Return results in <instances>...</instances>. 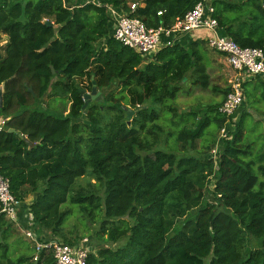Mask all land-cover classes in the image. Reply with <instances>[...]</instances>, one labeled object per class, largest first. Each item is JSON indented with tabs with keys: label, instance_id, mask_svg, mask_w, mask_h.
Segmentation results:
<instances>
[{
	"label": "trees",
	"instance_id": "16d2710c",
	"mask_svg": "<svg viewBox=\"0 0 264 264\" xmlns=\"http://www.w3.org/2000/svg\"><path fill=\"white\" fill-rule=\"evenodd\" d=\"M199 2L142 0L135 15L169 28ZM210 3L221 34L264 52V0ZM107 7L129 8L127 0H0V175L18 201L33 197V230L74 245L64 224L77 207L98 223L101 246L86 264H264V149L245 141L260 122L247 127L243 103L212 159L218 140L204 135L225 127L222 102L181 113L174 104L190 73L194 86H210L205 41L146 60L113 39ZM93 88L102 101L83 108L81 91ZM242 88L247 106L263 104L264 79ZM35 254L0 212V264H56L51 252Z\"/></svg>",
	"mask_w": 264,
	"mask_h": 264
},
{
	"label": "built area",
	"instance_id": "2783aa9c",
	"mask_svg": "<svg viewBox=\"0 0 264 264\" xmlns=\"http://www.w3.org/2000/svg\"><path fill=\"white\" fill-rule=\"evenodd\" d=\"M210 2L211 0H200L191 11L169 28L147 27L135 15L137 8L141 5L139 3L129 5L126 11L107 7V12L112 22L113 39L146 60H151L163 47L174 44L175 39L180 36L194 37L196 32L204 33L202 40L205 41L207 47L223 55L228 67L234 72L230 89L218 108V113L227 118L225 127L221 130L225 137V130L227 127H233V123L237 119V111L244 102L243 83L256 77L264 79V52L257 48H242L229 37L221 34L217 21L211 17L213 8ZM158 15H161V12ZM6 120L0 118V130ZM218 154L219 150L214 148L209 156L215 160ZM21 207V202L10 191L9 180L0 175V212L5 215L7 220L15 223ZM29 223V229L25 230L23 234L35 246L34 261L37 260L41 252H51L56 264H86L89 253L86 249L88 240L84 239L81 243L74 245L64 244L51 238L40 241L37 240V236L32 230L31 214H29Z\"/></svg>",
	"mask_w": 264,
	"mask_h": 264
},
{
	"label": "rangeland",
	"instance_id": "374dc122",
	"mask_svg": "<svg viewBox=\"0 0 264 264\" xmlns=\"http://www.w3.org/2000/svg\"><path fill=\"white\" fill-rule=\"evenodd\" d=\"M142 0H127V5L137 4L140 3ZM235 1V0H230ZM237 1V0H236ZM196 39V38H195ZM5 38L2 37L0 40V47L4 44ZM203 49L206 52V61L205 64L207 66V72L210 76V86L207 89H201L200 87L194 86L192 84L194 77L191 75V73L186 77V79L181 83V92L178 94V98L175 101V108L180 111H189V109H192L194 111L204 108L205 106L209 104L214 103H221L224 101L226 95L225 92L227 89H230V85L234 79V72L230 67H228L227 62L223 55L209 49L206 45V43L203 45ZM103 94H105L106 91H102ZM100 92L96 90V94L92 95L91 93L85 92L86 95L91 97V100L89 102H95L97 99L99 101H102V98L99 96ZM99 96V97H98ZM98 97V98H97ZM244 105L243 108H247L250 119H247V127L255 128L259 127L257 133L254 135H251V137L248 135L245 139L247 142L254 141L255 147L257 152H262L264 149V102L263 104L259 103L255 108L249 107L246 105L245 97H244ZM60 108V106L58 105ZM240 109H238L237 114L240 115ZM167 118H169V115L166 114ZM260 122L259 126L255 123ZM161 125H163V128L165 130V133L171 132L173 134L176 133V130H173V128L170 126L169 122L160 121ZM230 129L231 127H227L225 130V137L223 136L222 131H216L215 126L211 125L208 127V129L205 131L204 138L206 141L210 142L213 135L216 134V140L217 145L215 149L220 150L222 147V143L225 142L229 135H230ZM216 132V133H215ZM165 133L163 135H160V140L163 141L165 137ZM262 134V140L261 141H255L257 139V134ZM203 138V139H204ZM172 141V140H171ZM171 141L169 143H171ZM211 144V143H208ZM204 144L199 140L197 143V151L202 154L204 149ZM260 147V149H259ZM190 154H194L192 151H188ZM213 184V183H212ZM212 184L209 186V191L213 189ZM208 200L211 202L212 198L211 196H207ZM66 206H63L62 209H64ZM87 224V226H86ZM98 228V223H89L86 218L82 216V214L79 212L77 207L72 208V214H70L64 224V229L67 232V236L72 240V242H75V244L81 243L82 240L86 239L88 240V244L86 245V249L89 252H95L98 247L101 246V244L96 243V241L93 239L92 235L94 231ZM33 230V229H32ZM19 235L24 238V234L21 231H18ZM37 235V234H36ZM43 240L42 238L37 236V240Z\"/></svg>",
	"mask_w": 264,
	"mask_h": 264
},
{
	"label": "crops",
	"instance_id": "0c3cea01",
	"mask_svg": "<svg viewBox=\"0 0 264 264\" xmlns=\"http://www.w3.org/2000/svg\"><path fill=\"white\" fill-rule=\"evenodd\" d=\"M90 2H93L95 3V0H88ZM83 2V0H76V3H81ZM114 10H117L115 8H113ZM204 35L203 32H196L194 34V37L190 36V35H184V36H180L178 38L175 39V42L174 43H182V44H185V43H188L190 42L191 40H195V38H202ZM4 43H5V40H4ZM33 200V197L32 196H29L23 203L21 202L22 204V207L19 209L18 211V215H17V221L14 223L15 224V227L17 228L18 231H21L22 233L29 229L30 227V223H29V212L27 210V206L31 203V201ZM32 226V225H31ZM33 229V227H32ZM34 231V230H33ZM39 231L35 232V235L36 236H39L41 237L43 240H47V239H50V235L47 234V233H44L42 232V235L41 233L39 234L38 233ZM24 236V235H23Z\"/></svg>",
	"mask_w": 264,
	"mask_h": 264
},
{
	"label": "water",
	"instance_id": "95a60500",
	"mask_svg": "<svg viewBox=\"0 0 264 264\" xmlns=\"http://www.w3.org/2000/svg\"><path fill=\"white\" fill-rule=\"evenodd\" d=\"M48 25H50V23H47ZM52 73H54L53 69H51ZM29 91H31V89H29ZM81 94L84 95L83 99H84V105L83 108H85L87 106V104L89 103V101L91 100V97L85 94V91L82 90ZM91 94L94 95L96 94V89L93 88L91 91ZM2 106V89L0 88V108ZM134 111L131 109L127 110V118L130 119L133 115H134ZM9 132H14L13 130H9ZM19 138L24 139L26 143H28L29 145H31L30 142H28V140L26 138H24L21 134H18Z\"/></svg>",
	"mask_w": 264,
	"mask_h": 264
}]
</instances>
